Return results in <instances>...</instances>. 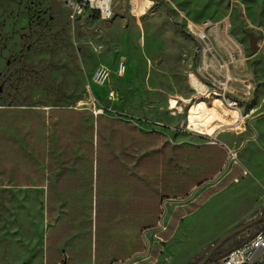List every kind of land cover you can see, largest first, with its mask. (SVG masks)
Returning a JSON list of instances; mask_svg holds the SVG:
<instances>
[{
  "label": "rangeland",
  "instance_id": "rangeland-1",
  "mask_svg": "<svg viewBox=\"0 0 264 264\" xmlns=\"http://www.w3.org/2000/svg\"><path fill=\"white\" fill-rule=\"evenodd\" d=\"M149 1L148 12L136 17L132 6L142 12L146 0H113L112 18L100 21L70 18L60 0H0V106L87 107L177 139L220 130L231 150L254 142L261 128L255 120L264 114V0ZM203 22L227 24L230 43L240 48L241 66L253 80L238 110L218 100H185L191 95L187 73L196 64L187 26ZM101 67L109 77L100 85L94 74ZM249 161L258 170L241 163L245 178L161 243L155 264H195L225 233L264 216V158L251 153ZM38 202L25 190L0 189V264H40L44 227ZM103 204L98 203L99 222ZM263 226L231 238L211 255L212 262Z\"/></svg>",
  "mask_w": 264,
  "mask_h": 264
},
{
  "label": "crops",
  "instance_id": "crops-1",
  "mask_svg": "<svg viewBox=\"0 0 264 264\" xmlns=\"http://www.w3.org/2000/svg\"><path fill=\"white\" fill-rule=\"evenodd\" d=\"M238 64L234 74L253 86ZM255 123L258 138L231 150L220 130L177 139L87 107L0 106V189L39 199L40 264H155L161 243L245 178L241 163L258 170L249 160L264 158V114Z\"/></svg>",
  "mask_w": 264,
  "mask_h": 264
},
{
  "label": "built area",
  "instance_id": "built-area-1",
  "mask_svg": "<svg viewBox=\"0 0 264 264\" xmlns=\"http://www.w3.org/2000/svg\"><path fill=\"white\" fill-rule=\"evenodd\" d=\"M69 13L70 18L86 17L109 21L113 15V0H60ZM153 2L146 0L142 12L135 10L136 17L145 15ZM138 11L139 13H137ZM138 15V16H137ZM188 33L195 42L196 64L187 73V82L194 96L189 100L220 101L228 109L239 108V98H249L253 86L248 81L240 82L234 71H241L238 62L241 61L240 48L230 43L229 29L226 23L210 24L203 22L198 26L188 24ZM239 53V54H238ZM118 73H124V66L118 68ZM109 77L106 68L96 70L94 80L97 84H104ZM237 83L241 84L240 88ZM113 97V93L110 94ZM188 124V130L192 131ZM229 163L240 165L236 151H229ZM244 175L247 174L243 170ZM209 264H264V226L256 231L246 241L227 251L220 259Z\"/></svg>",
  "mask_w": 264,
  "mask_h": 264
},
{
  "label": "water",
  "instance_id": "water-1",
  "mask_svg": "<svg viewBox=\"0 0 264 264\" xmlns=\"http://www.w3.org/2000/svg\"><path fill=\"white\" fill-rule=\"evenodd\" d=\"M250 47L251 49L255 48V39H251L250 41ZM264 218V216L251 221V222H246L242 225H239L235 228H233L232 230H230L229 232L225 233L223 236H221L220 238H218L207 250V252L204 254V256L195 264H207L211 255L217 251L222 245H224L227 241H229L231 238H233L234 236H236L237 234L241 233L242 231L246 230L247 228L259 223V221ZM64 264V263H62Z\"/></svg>",
  "mask_w": 264,
  "mask_h": 264
},
{
  "label": "trees",
  "instance_id": "trees-1",
  "mask_svg": "<svg viewBox=\"0 0 264 264\" xmlns=\"http://www.w3.org/2000/svg\"><path fill=\"white\" fill-rule=\"evenodd\" d=\"M259 224L264 225V218H262V219L259 221ZM237 245H238V244H236L235 246H237ZM235 246H234V247H235ZM225 253H227V251H226ZM225 253H224V254H225ZM224 254L218 256V257L216 258V260L220 259ZM212 260H213V259L210 258L209 261H208V263L212 262Z\"/></svg>",
  "mask_w": 264,
  "mask_h": 264
}]
</instances>
